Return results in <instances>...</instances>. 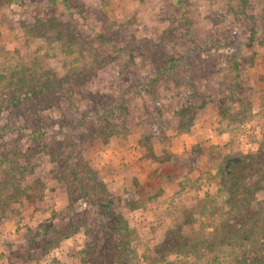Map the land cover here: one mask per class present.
Returning a JSON list of instances; mask_svg holds the SVG:
<instances>
[{
    "label": "rangeland",
    "instance_id": "374dc122",
    "mask_svg": "<svg viewBox=\"0 0 264 264\" xmlns=\"http://www.w3.org/2000/svg\"><path fill=\"white\" fill-rule=\"evenodd\" d=\"M258 149L264 0H0V264H241L218 168Z\"/></svg>",
    "mask_w": 264,
    "mask_h": 264
},
{
    "label": "trees",
    "instance_id": "16d2710c",
    "mask_svg": "<svg viewBox=\"0 0 264 264\" xmlns=\"http://www.w3.org/2000/svg\"><path fill=\"white\" fill-rule=\"evenodd\" d=\"M104 112H106V115L110 114V111L104 110ZM90 114L92 115L93 112ZM94 114H96V112H94ZM263 155L261 149H258L246 154L238 153L234 155V157L227 156L223 161V165L220 164L218 168L221 184L227 189L230 199L239 206L241 203L244 204L242 208H239L238 214L235 215L234 223H231L230 219L222 224L220 229V241L224 242V240L241 237L250 239L254 238L252 235L256 233L260 234V232L262 233L260 235L261 239L259 244L261 247L259 246V250L257 249V252L253 255L241 258V264H264V198L257 201L258 207L256 210L249 207L250 201L254 197L256 191L264 187V161H261L262 164H260ZM224 162L226 164H224ZM251 174H256L257 178L251 181L250 184H246L247 178ZM120 215V213L115 212L113 207V215L110 221L112 223V231L117 235H120L122 228H127L126 223L122 222V217ZM258 225L260 226L259 229H257L258 232H255L254 227ZM246 226H248V229ZM122 240L123 238L120 239L119 245L125 250L126 244H124V242L126 241L123 240V242ZM94 242L97 244L99 241L94 239ZM119 245L118 248L120 247ZM92 250V248L86 250L87 259L90 261L95 259L91 255Z\"/></svg>",
    "mask_w": 264,
    "mask_h": 264
}]
</instances>
